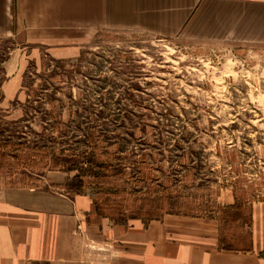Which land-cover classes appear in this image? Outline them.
<instances>
[{
	"label": "rangeland",
	"instance_id": "1",
	"mask_svg": "<svg viewBox=\"0 0 264 264\" xmlns=\"http://www.w3.org/2000/svg\"><path fill=\"white\" fill-rule=\"evenodd\" d=\"M14 48L0 39L1 186L107 204L118 230L212 218L222 248L232 239L220 230L234 226L251 247L264 204V44L103 26L66 54L25 47L12 87ZM115 244L92 239V264H120Z\"/></svg>",
	"mask_w": 264,
	"mask_h": 264
},
{
	"label": "crops",
	"instance_id": "2",
	"mask_svg": "<svg viewBox=\"0 0 264 264\" xmlns=\"http://www.w3.org/2000/svg\"><path fill=\"white\" fill-rule=\"evenodd\" d=\"M103 26L208 39L231 34L264 44V0H0V39L16 46V63L3 67L7 85L18 83L25 47L66 54ZM65 199L0 185V264H92V239H115L120 264H264V204L254 211L251 247L231 250L218 245L219 223L212 218L177 228L159 219L146 228L118 230L83 196Z\"/></svg>",
	"mask_w": 264,
	"mask_h": 264
},
{
	"label": "trees",
	"instance_id": "3",
	"mask_svg": "<svg viewBox=\"0 0 264 264\" xmlns=\"http://www.w3.org/2000/svg\"><path fill=\"white\" fill-rule=\"evenodd\" d=\"M112 165V164H111ZM113 166V165H112ZM113 169V168H112ZM106 170H103L102 172H100V171H98V173H94L93 174V176L94 177H96V176H98V175H101V176H103V177H107V173L105 172ZM114 175H115V173H114ZM110 177H113V175L112 176H109V178ZM117 178H119V176L117 177ZM234 200H235V203H234V205H233V207H232V209L234 210V211H238V212H241V211H243V206H242V204L240 203V202H238L239 200H238V197H237V193H235L234 192ZM93 204H94V206H95V210H96V212L98 213V214H100V215H102V216H104V217H107V218H113L114 217V215H115V210H109V209H107L108 207H107V204H104V205H102L100 202H96L95 200L93 201ZM243 213V212H242ZM242 216V215H241ZM240 216V217H241ZM239 219H241L242 220V223H241V226H243V225H245V224H247V221H246V219H244L243 218V216L241 217V218H239ZM233 221H235V224H237V221L238 220H229V222H233ZM227 224V223H226ZM226 224H224V225H226ZM226 226H224V227H222L223 229L225 228ZM235 228H236V230H235V232H231L230 234H228L227 232H225V234H223V231H221L220 230V234H221V236H223L224 235V237H226V239H232V242H231V244L229 245V248H227V249H231V250H246L247 249V247L248 246H246V243H244L243 241H246V238H247V234L245 233V231L244 230H242L240 227L238 228L237 226H234ZM222 229V230H223ZM225 231V230H224ZM234 241V242H233ZM240 242V243H239ZM242 242V243H241Z\"/></svg>",
	"mask_w": 264,
	"mask_h": 264
}]
</instances>
